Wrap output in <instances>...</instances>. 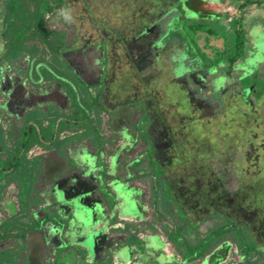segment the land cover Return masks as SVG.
I'll return each instance as SVG.
<instances>
[{
    "label": "flooded vegetation",
    "instance_id": "flooded-vegetation-1",
    "mask_svg": "<svg viewBox=\"0 0 264 264\" xmlns=\"http://www.w3.org/2000/svg\"><path fill=\"white\" fill-rule=\"evenodd\" d=\"M76 1L89 13L96 35L76 36L65 28L73 36L71 44L65 39L61 59L95 98L93 118L97 115L106 130L112 128L111 134L128 133L133 149L141 151L142 177L149 190L143 215L151 214L146 229L157 230L155 216L158 222L165 219L182 232L187 242L179 247L186 249L222 228L227 237L205 252L206 257L221 255L212 264H264V60L252 73L248 70L250 57L261 54L258 41H264V20L250 8L255 3L121 0L124 13L103 18L91 15L88 0H65L68 22L70 5ZM246 4L250 9L244 14ZM91 52L95 55L89 60ZM257 71L262 72L259 77ZM66 73L75 98L81 97ZM71 95L67 98L72 103ZM53 96L45 93L40 98L47 105L63 103ZM22 102L11 110L14 119L21 116L19 122L29 104L36 105L32 98ZM199 139L219 145L204 150ZM37 152H28L27 158L38 157ZM48 173L40 174L39 186ZM156 187L162 196L155 193ZM18 194L14 183L4 189L0 224L13 217L34 223L30 197L22 207ZM29 231L23 240H0V250L15 249L23 252V262L29 257L45 264L48 251L39 249Z\"/></svg>",
    "mask_w": 264,
    "mask_h": 264
},
{
    "label": "water",
    "instance_id": "water-1",
    "mask_svg": "<svg viewBox=\"0 0 264 264\" xmlns=\"http://www.w3.org/2000/svg\"><path fill=\"white\" fill-rule=\"evenodd\" d=\"M257 47L264 55V41H258ZM5 85H0L5 96L0 105L11 112L17 89L9 91V84ZM127 136L121 133L115 148L112 140L110 152L81 148L67 167L50 171L43 162L49 172L47 187L40 192L45 213L31 228L39 249L48 251L45 264H196L177 260L167 242L166 248L162 245L164 237L158 231L130 225L137 222L133 216L143 219L144 215L140 192L131 181L134 174L129 172L139 158L124 161L133 146ZM216 256L217 252L205 256L199 264L209 260L212 264Z\"/></svg>",
    "mask_w": 264,
    "mask_h": 264
},
{
    "label": "trees",
    "instance_id": "trees-1",
    "mask_svg": "<svg viewBox=\"0 0 264 264\" xmlns=\"http://www.w3.org/2000/svg\"><path fill=\"white\" fill-rule=\"evenodd\" d=\"M65 8V0H0V35L3 45L0 51V64L6 62L12 65L25 54H29L31 58L34 57L35 64L44 62V65H40L41 75L33 69V77L45 80L56 79L62 86L68 87L72 94V105L76 106L75 121L72 124L77 125L76 121L83 118L84 113L79 109L81 106L77 105L76 98L66 83L68 77L66 72L70 69L66 64V67H61L60 64L54 65L49 58V55L61 57L60 53L66 47L63 23L66 20L65 23L68 24L69 11ZM54 10L61 22L58 27L62 30L52 29L58 32L55 39L50 35L49 30L51 29L45 26L46 16ZM38 75H40L39 78ZM47 109L44 112L36 107L26 110L21 118L22 123L18 126L16 139L11 144H7L4 137L5 128L2 126L4 118L2 112L4 114L6 112L0 105V198L6 186L11 183L28 189L32 180L36 179L35 174L39 171L37 159L27 158L30 148L36 143L40 144L41 140H50L55 144L59 132L64 129L63 119L57 110L54 111L52 107H47ZM52 139L54 140L51 141ZM31 223V221L24 222L20 217L5 220L0 224V239L8 236L15 242L18 239L23 240L24 234L34 224ZM17 257L14 251L0 250V264H16Z\"/></svg>",
    "mask_w": 264,
    "mask_h": 264
},
{
    "label": "crops",
    "instance_id": "crops-1",
    "mask_svg": "<svg viewBox=\"0 0 264 264\" xmlns=\"http://www.w3.org/2000/svg\"><path fill=\"white\" fill-rule=\"evenodd\" d=\"M253 1L254 6L250 7L251 9H257V16L260 18V20H264V0H251V2ZM250 4V3H248ZM244 5V8L242 9L241 6V11L245 14L249 11V9L246 8V6L248 5ZM252 6V5H250ZM230 12L234 11V9H230ZM1 38V36H0ZM2 40V39H1ZM66 48V47H65ZM23 60H26V62H29L30 66H28L25 70H22L21 68L19 69L18 67L12 69L11 71L8 72L9 78L11 79V81L13 80H18L15 83V88L17 89L16 91L20 94V98L22 96V99L25 98V100H28L27 97L30 96L29 98L33 99V101L36 103V105L34 103H30L28 108L26 110H28L29 108H34L36 107L37 109H39V111H47V107H52V109L54 111L57 110V112L59 113V116L63 119L64 124L62 125L64 127V129H62L59 134H58V139L57 142L55 144L51 143L50 140H41L40 144H35L33 145L30 150H29V154L31 151L36 150L38 151L37 153H39L40 155L38 157H36L37 161H38V166H39V171L35 174L36 179L38 180L39 184H37V186L34 185L36 192L33 194H29L28 197H30L29 200V204H30V211L32 212V216L31 218L33 219L32 221L34 222V224H37L38 219L45 213V208L40 206L41 203V199H40V192H42L46 187H47V183H48V179L46 178V182L45 184H43V186H39L41 184L40 180H42L40 178V174H42V172L44 171V164L43 162H46V167L47 169L51 170H55L57 168H60L62 165L63 167H67L69 165L70 160L72 159V157L78 153V151L81 148H86L89 150H93V149H107V151L110 152L111 148L109 147L110 142L112 140H116V143L114 144V148L115 146H117V141L120 140L119 135H121V133H124V131H121L120 133H117L116 131H114L113 134H111V129H105L104 127H100V131H101V135H104V140L101 141V143H93L90 142L91 141V137H87L86 135L83 134V131H86L85 127L82 126V123L84 120L88 119L89 122L91 124L94 125V127H96L98 125V123H96V117L93 118V114L95 113V109L90 108L88 110L89 114H86L85 117H81V119L79 118L77 122V125H73L72 122L75 121L74 119V114L76 111V106L72 105V103L70 102L71 99L67 98L68 95L70 94L68 87L66 86H62L59 80H54V79H48L45 80L43 78L40 79H36L33 77V69H35L38 73H40V65H44V62H41L40 64H35V58L34 57H30L29 54H25L21 57ZM7 63L6 62H2L0 64V73L1 70H3V67L6 66L7 67ZM52 72V70H51ZM4 74V73H2ZM41 75V73H40ZM40 75H38V78L40 77ZM55 75V74H54ZM56 77V76H55ZM56 78H60V77H56ZM62 80V79H61ZM39 85V86H38ZM68 85V84H67ZM74 87L76 88V84L73 83ZM40 87V88H39ZM22 91H25V94L22 93ZM54 94L53 97L55 98H60V100L63 101V103H55L52 102V104L47 105L48 103L45 102L44 100H42L40 97L43 96V94ZM56 95V96H55ZM20 101V100H19ZM22 102V101H20ZM71 103V104H70ZM35 105V106H34ZM32 106V107H31ZM47 109V110H46ZM80 109V108H79ZM83 110V109H81ZM102 111H105V109H101ZM25 113V111H24ZM21 117V116H20ZM17 120V119H16ZM19 124H14L13 126H10V129L8 128V126H6L5 128V141L7 142V144H11L17 137L18 135V126L22 123L21 121L18 122ZM68 123L72 124V125H68ZM100 124V123H99ZM66 126V127H65ZM9 129V130H8ZM88 131V130H87ZM54 139H52L51 141H53ZM108 142V143H106ZM122 148V147H121ZM133 149V147H132ZM138 150V147L136 146L131 152H128V154L126 155V157L124 158L125 160H133L135 158H139V161L142 160V155L140 154L141 151H136ZM112 151V150H111ZM143 169H139L138 171H134L133 168L129 169L130 173H133L134 175L132 176V184L134 186L137 187L138 191L140 193L143 194V197L141 196L142 202H144V206L148 205V186L146 184V180L144 177H142L143 174ZM42 185V184H41ZM35 198H37V200H35ZM144 198V201H143ZM34 199V200H32ZM145 210L147 209V207L144 208ZM154 209V208H153ZM155 210V209H154ZM152 210V214L156 211ZM37 213V215L35 214ZM150 212L148 213L147 217H143L142 221L145 220V222H151L150 217ZM146 218V219H145ZM150 219V220H149ZM149 222V223H150ZM152 222H156L159 223V227L155 226L157 228L158 233L162 234V236L164 237V239H166L167 236H165V233H167V231L173 230V227L171 225H169L168 221L165 219H162L160 222H158L156 220V218L154 220H152ZM33 224V225H34ZM135 224V223H134ZM142 224V222H141ZM134 226V225H133ZM163 228H167L166 231H162ZM31 230V229H29ZM28 230V231H29ZM32 232L29 231V233H27V235H31ZM125 235L120 234V241H122L124 239ZM168 238V237H167ZM175 238H177L175 236ZM183 237L181 236L178 241H176L177 243H171L170 241H167L168 244V249L169 252L174 254L175 258H177V260H190L191 262H193L191 259L186 258V254L187 249H183L179 246H183V244L180 243V240L182 241ZM2 240V239H0ZM179 247V248H177ZM11 251H14L17 253L18 257L16 258V264H24L23 262V252H17L15 249H12ZM197 252V251H195ZM207 253V252H206ZM205 253V255H206ZM198 253H196L197 255ZM195 259H198L196 261H201L203 258H199V256L195 257ZM198 262V263H199ZM196 263V262H195ZM196 263V264H198Z\"/></svg>",
    "mask_w": 264,
    "mask_h": 264
},
{
    "label": "rangeland",
    "instance_id": "rangeland-1",
    "mask_svg": "<svg viewBox=\"0 0 264 264\" xmlns=\"http://www.w3.org/2000/svg\"><path fill=\"white\" fill-rule=\"evenodd\" d=\"M88 1H90V6H91V9H92L91 15L93 17H98V15H100V16L102 15L103 18L108 17L109 15H111L112 17H116V16H119L120 13H122L121 10H123V13H124V10L126 9L125 8L126 7L125 5L123 7H121V5H120V4H122L121 0H88ZM217 1L220 2L221 0H214V2H216V4L218 3ZM114 3H115V5H114ZM81 5L82 4L79 1L78 2L76 1V3L74 2L73 5H70V19L71 20H70V22H68L69 26H67L68 24L63 23L65 25L64 29L65 28H67L68 30H71L72 29L73 34L74 35L76 34V36L79 35V34H82V33H92L93 34L92 37H95V35H96L95 32L96 31H95L94 28L91 27V22L93 20L91 21V18H89L90 16H89V13L88 12L82 10V6ZM114 12H116L117 14H114ZM258 19L260 20V18H258ZM178 20L179 21H182L179 18H178ZM60 24H61L60 20L56 17V10H54L53 13H50V14H48L46 16L45 26H46V28L51 29V30H49V32H50V35H52L53 38L54 37L56 38V33H58V32L53 31L52 29H56V28L57 29H60L58 27V26H60ZM59 31H62V30L60 29ZM66 33L67 32H65V39H67L66 42H67V44H71L70 43V40H71V38H72L73 35L70 32H68L67 35H66ZM61 35H63V34H61ZM29 44H31V43H29ZM2 46L3 45H2L1 38H0V51L2 50ZM29 48H31V47H29ZM94 55H95L94 52L89 53V56H88L89 57V60H91ZM49 58H50V60H52V63L54 65L60 64L61 67H63V66L66 67L64 61L61 59L60 56H58V55L57 56L56 55H49ZM263 60H264V56L262 54H258V53H257V57L256 56L255 57H250L249 61H250V64L252 65V67L248 69L249 72L252 73L253 72L252 68L255 67L256 63L257 62L261 63ZM14 66L15 67H18L19 69L21 68L22 70H25L28 66H30V64H29V62H26V60H23L22 58H20V59L17 60V62H14L12 65L11 64H8L7 67L6 66L3 67V70H1V73H0V85L2 84V82H5V84H9V87H8L9 88V91H12V89L15 88V84H16L15 82L18 81V80L11 81V79L9 78V76H7L8 75V72L11 71L12 69H14L13 68ZM68 72H69V75H70L69 77L72 78V81H74L75 84L77 83L76 84V86H77L76 89H77L78 93L81 96V97H78L76 99V103H77V105L80 104V106H81L80 109H83L81 111H82V113H84V117L87 118L85 115L88 114V110L90 108L98 109L97 107H95V105L92 104L95 101V98H92L91 93L90 92H87V86L86 87L83 86L84 84L81 81H79L78 79H75L73 77V75L70 73V71H68ZM262 72H263V70H262ZM2 73H4V74H2ZM261 73L259 71H257V76L259 77V75ZM14 93H15V96H13V100H16L17 101V104L12 103V105L15 106V107H17V105H20V104L23 105V102H20V101H24L25 98L22 99V96L20 98V94L16 90H14ZM22 93L25 94V91H22ZM29 97L30 96H28L27 99ZM4 98H5V96H3V93L0 92V103L3 101ZM18 101L20 103H18ZM16 110H17V108H16ZM3 111H5V109ZM13 112H11V113L8 112V115L7 114L5 115L4 112H2V114L6 116V117L3 116L4 119L2 121L5 128H6V125H7L5 122L9 123V126H13L14 124L15 125L16 124H19L18 122H19L20 116H18L17 120L14 119L13 118V116H14ZM97 117L98 116L96 115V118ZM96 120H97L96 123H98V125L96 127H94V125L91 124L88 119H86V120L83 121L82 126L86 128L85 129L86 131H83V134L86 135L87 137L88 136L91 137V141L90 142H93V143L94 142L95 143H98L99 142V143L102 144L101 141L104 140V137L105 136L104 135H101L102 133L100 131L101 125L99 124L100 123L99 122V119H96ZM87 129H88V131H87ZM206 132H207L206 130L203 131L204 134ZM106 143H108V142H106ZM197 144L200 147H202L204 150H208V147L215 148L216 149L218 147V145H219V142L217 143V142L214 141V143H213V141H211L209 139H206V140L199 139V141H198ZM143 166H144L143 165V162L140 163L138 161L136 164H134L133 170L134 171H137V170L141 169ZM226 166H227V164H226ZM151 168H152V166H151ZM142 169L144 170V168H142ZM31 186H32V184L29 185L28 189H27V187H26V189L24 187H22V188L19 187L18 198L21 201V204H23L22 207H24V204H26V201L28 200L27 199L28 198L27 197L28 196V193L30 192V194L31 193L34 194L36 192L35 187L34 186L31 187ZM30 188H32V189L30 190ZM26 190H27V193H25ZM155 193L158 196L159 195L162 196V192H160V190L158 189V187H156ZM139 195H140V197L141 196L143 197V194L142 193H139ZM32 200H34V199H32ZM35 200H37V198H35ZM162 201H163V197H162ZM142 203H143V210H144V208H145L144 202H142ZM163 210H164V208H163ZM159 211L161 212V208L159 209ZM150 217H151V215H150ZM132 218L135 221H137V222H135V224L134 223L133 224L130 223V225H132V227L135 228V230L136 229H139V228H142V226H144V225L146 227H148V222H145V220L142 221V217L141 218L139 217V218L136 219L135 216H133ZM155 218H156V216H155ZM138 221H141L142 224H141V222H138ZM151 229H154V228H151ZM221 229L222 228L215 229L213 231V233L211 234V236L209 237L208 240L206 238H204V239L198 238L200 240H196L197 242L196 241L195 242H192V244L194 246H192V247H189L188 246V248H186L187 249V252H188L186 254V258H189L193 262L198 263L199 261H196L198 259H195V257L199 256V258H204L206 256L205 255V252L208 249V247L210 245L212 247L213 245H215V243L217 241H219L220 239H222L223 237H225L226 234H224V232L221 231ZM166 230H167V228H163L162 229V231H166ZM165 236H167L168 238L166 237V240L163 239L162 240V243L163 244L162 243L161 244L166 248L167 246L165 245V242L170 241L171 243L176 244L177 243L176 241H178V239L181 236H183V234H182V232L177 231V230H175V231L169 230V231H167V233H165ZM175 236L177 238H175ZM226 237H227V235H226ZM186 242H187V240H184V239H182V241L180 240V243L183 244V246H186ZM250 245L253 246L252 244H250ZM182 248L184 249V247H182ZM195 251H197V252H195ZM196 253H198V254L196 255ZM167 259L168 260L169 259L170 260L171 259L173 260L174 259V256L172 258H170V257L168 258V255H167ZM32 260H33V258H32ZM32 260L31 259L29 260L27 258L26 260H24V264H37V263H34ZM159 260H161V262H162L163 261L162 260V257H160ZM210 263L211 262L209 260V263L208 264H210ZM161 264H163V263H161ZM203 264H206V263L204 262Z\"/></svg>",
    "mask_w": 264,
    "mask_h": 264
}]
</instances>
